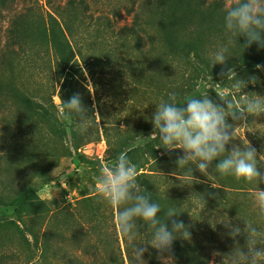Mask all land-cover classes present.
I'll list each match as a JSON object with an SVG mask.
<instances>
[{"label":"rangeland","instance_id":"1","mask_svg":"<svg viewBox=\"0 0 264 264\" xmlns=\"http://www.w3.org/2000/svg\"><path fill=\"white\" fill-rule=\"evenodd\" d=\"M67 1L27 0L32 14L21 28L24 56L14 58L0 77V153H4L0 154V197L18 198L13 206L0 207V264H58L52 254L43 253L44 233L60 252L87 250L90 240L87 258L129 264L126 240L115 229V211L96 192L100 167L113 166L121 153L137 166V177H141L137 183L159 203L162 219L174 208L187 224L207 231L209 220L215 223L212 217L227 213L241 227L245 220L264 232V214L252 197L254 185L213 172L218 160L213 161L208 177L193 165V179L176 163L182 150L168 151L150 137L151 117L169 93L176 92L185 103L196 90L200 97L208 95L218 102L209 90L226 91L232 83L219 75L222 67L234 68L237 78L245 81L255 75L257 83L248 84L242 93L264 96V71L242 62L248 49L240 46L245 38L232 37L224 27L225 0L218 4L216 0H84L85 6L75 3L72 7ZM22 5L18 1L14 8ZM135 13L136 33L127 30L107 43L105 19L97 17H107L117 27L131 26ZM10 16L4 13L0 19V46ZM53 27L62 30L61 39L52 40ZM64 39L78 62H97L78 77L74 90L64 88L59 74L56 53ZM223 46H228L230 58L224 66L211 67L210 54ZM21 93L48 107L50 115L28 117L18 107ZM73 93L81 94L92 117L86 131L79 130L73 120L58 118L61 98L67 101ZM235 100L238 103L239 97ZM256 122L264 124V115ZM256 130L253 134L241 128L238 135L264 153V125ZM234 143L243 147L239 139ZM259 187L264 189V184ZM138 227L136 242L151 236L142 221ZM225 232L220 227L217 240H228ZM203 243L211 246L207 240ZM212 253L210 261L219 264L220 255Z\"/></svg>","mask_w":264,"mask_h":264},{"label":"clouds","instance_id":"2","mask_svg":"<svg viewBox=\"0 0 264 264\" xmlns=\"http://www.w3.org/2000/svg\"><path fill=\"white\" fill-rule=\"evenodd\" d=\"M224 27L232 37L245 38V43L240 45L243 49L253 44L264 49V0H225ZM235 42L238 43V40ZM229 43L234 41L230 40ZM228 52V46L212 52L211 67L226 65L230 58ZM80 67L86 73L83 64ZM255 67L264 71V65L256 64ZM219 75L232 82L229 90L217 93L219 103L204 95L181 104L178 103V94L171 92L167 101L156 106L151 117L153 132L150 137L158 139L161 147L168 151L182 150L183 154L177 158L176 163L179 168L185 169V175L193 179V165L208 177L213 161L218 160L213 172L224 176L233 175L237 180L243 179L254 185L256 191L252 197L260 213L264 214V189L259 187L264 184V172L261 171L264 153H258L248 139H241L238 135L241 128L255 134L256 128L264 125L256 122V118L264 115V96L242 93L248 84L257 83L255 75L245 81L237 78L234 68L223 67ZM217 85L221 86L219 83ZM89 91H93L92 86ZM236 97H239L238 103ZM88 111L81 94L73 93L67 101L61 98L58 118L61 121L73 120L79 130L86 131L92 118L88 116ZM121 128L125 126L121 125ZM237 139L243 147L234 143ZM229 144L230 150L227 148ZM137 176V166L126 153H121L113 166L100 167L96 192L115 211V229L118 236L127 241L129 264H146L143 257L148 252V246L157 251L161 264H175L173 243L177 239H190L189 228L176 218L179 213L174 208H169L162 219L158 215L161 212L159 203L152 199L147 190L142 191ZM177 179L181 181L178 176ZM209 195L215 198L213 194ZM212 219L215 224L210 220L209 223L213 227L222 224L226 230L225 235L233 241L231 252L222 254L214 251L213 257L223 255V264H264V232L245 220H242L244 226L241 227L227 213ZM236 219L241 220L238 217ZM138 221H142L146 231L151 233L144 243H137L135 239L139 232ZM241 236L244 237L243 245L238 239ZM209 264H215V261Z\"/></svg>","mask_w":264,"mask_h":264},{"label":"trees","instance_id":"3","mask_svg":"<svg viewBox=\"0 0 264 264\" xmlns=\"http://www.w3.org/2000/svg\"><path fill=\"white\" fill-rule=\"evenodd\" d=\"M23 2L24 5L21 6L19 9H15L14 5L16 2ZM27 0H0V19H2L4 13H10V19L8 26L5 29V42L2 46H0V77L2 74L6 72V70L10 67L11 61L14 58H20L24 56V47H23V39L21 35V28L22 25L31 17L32 9L30 6L26 4ZM218 4V0L215 1ZM75 3H80L83 6L86 5L84 0L76 1V0H68L67 5L74 6ZM56 7H60L61 5L57 4ZM61 8V7H60ZM90 18H93L92 15H89ZM98 19L102 18L106 23V30L109 35H106L107 43H111L113 39H117L121 33L126 32L127 30L136 33L138 27V14L135 13L133 16L132 25H123V26H115L113 25L107 17H103L99 15ZM61 30V29H60ZM1 31V30H0ZM62 31V30H61ZM57 32L56 29L53 27L50 32V36L54 41L57 37H63V33ZM60 34V36H59ZM112 39V40H111ZM58 52L56 53V58L58 61L59 67V74L63 77V86L69 90H74L76 87V82L79 76L83 75V71L81 70L80 64H83L84 69L90 70L93 68L94 65L97 64L96 61H86L82 59V62H78L76 56L73 54V50L71 49L69 42L65 39L60 42L59 48H57ZM138 51L143 53L142 45H138ZM242 62L247 66H255L256 64H263L264 65V49L259 48L257 45H252L250 48L246 50L245 55L242 58ZM210 94L217 99L218 102L219 98L217 96V92L213 89L209 90ZM190 99L198 98L200 95L197 94L196 90H193L191 95H188ZM182 98H178V103H183ZM187 100V97H186ZM19 102L18 107H21L27 111L28 117H33L35 115L41 116L42 118H46L47 115H50L49 108L43 105L42 103L24 95H19ZM1 105V104H0ZM6 105V104H5ZM3 105V106H5ZM6 107V106H5ZM65 136V132L60 135L59 137ZM138 178L141 177H137ZM147 190L146 187L143 188V191ZM147 193L151 195L150 191L147 190ZM21 201V200H20ZM18 202V198L14 200H8L3 197H0V207H10L13 206ZM22 205V202H20ZM20 205V207H21ZM165 218V217H164ZM183 215L177 217V219L183 220ZM215 223H213L214 225ZM188 226L189 231L191 233L190 239H188L189 243H185L184 239H177L173 243V250H174V257H175V264H209L210 262V255L214 251H218L222 254H227L233 250V241L231 238L227 237L228 240H222L216 238V233H218V229L224 228L222 224H216L215 227L209 225L205 228L207 231H199L198 226L194 225V223L188 222L185 224ZM43 243L42 247L44 248V255L45 252L52 254V258L56 259L58 264H103L99 260H95V257L87 258L86 253H89L90 240L87 243V250L82 247L79 250V253H70L67 254L65 252H60V247L54 246L50 243V239L46 233L42 236ZM74 238V237H73ZM149 237H145L143 240L137 243H144L147 241ZM240 243L243 236L238 237ZM203 240L208 241L207 247ZM76 241V238L73 240ZM78 244V243H77ZM89 245V246H88ZM242 245V244H241ZM80 248V247H78ZM213 248V249H211ZM209 250V251H208ZM53 252V253H52ZM126 253L127 259L129 262V249L126 241ZM86 256V257H85ZM46 258V257H45ZM143 259L146 261V264H159L160 260L158 259V253L155 249L148 246V252L144 254ZM124 264V263H123ZM219 264H223V255H220V262Z\"/></svg>","mask_w":264,"mask_h":264}]
</instances>
